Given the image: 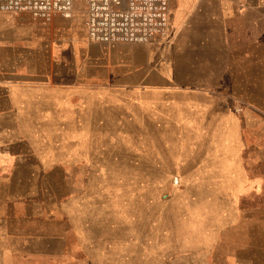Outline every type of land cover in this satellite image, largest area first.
Segmentation results:
<instances>
[{
  "label": "crops",
  "instance_id": "crops-1",
  "mask_svg": "<svg viewBox=\"0 0 264 264\" xmlns=\"http://www.w3.org/2000/svg\"><path fill=\"white\" fill-rule=\"evenodd\" d=\"M83 19L75 8L46 23L0 13V264L153 263L138 227L92 224L87 192L73 185L88 182L117 129L103 120L122 118L125 106L138 114L135 136L173 123L193 134L190 149L210 152L216 188L264 183L251 172L264 167V0H168V35L146 45L93 44ZM201 163L184 165L183 178ZM196 234L178 235L177 261L155 262L264 264L248 254L202 257Z\"/></svg>",
  "mask_w": 264,
  "mask_h": 264
},
{
  "label": "rangeland",
  "instance_id": "rangeland-1",
  "mask_svg": "<svg viewBox=\"0 0 264 264\" xmlns=\"http://www.w3.org/2000/svg\"><path fill=\"white\" fill-rule=\"evenodd\" d=\"M76 2L74 8L82 11L81 1ZM122 113L118 120L113 112L105 117V128L116 132L107 139L106 151L97 152L100 158L91 160L88 182L73 184L75 190L87 192L91 223L105 219L107 227H138V240L146 241L141 251L150 254L152 264L177 261L181 255L173 245L178 235H193L195 229L198 241L207 244L198 251L202 257L264 256V183L251 190L243 182L216 188L209 180L210 152L190 149L193 134H178L173 123L163 135L135 136L130 116L136 119L138 114L129 106ZM91 141L103 145L98 132L91 134ZM199 159L202 167L196 176L192 169V176L184 179L183 166ZM255 160L248 158L251 164ZM251 172L264 181V167H251ZM231 186L233 197L223 198Z\"/></svg>",
  "mask_w": 264,
  "mask_h": 264
},
{
  "label": "built area",
  "instance_id": "built-area-1",
  "mask_svg": "<svg viewBox=\"0 0 264 264\" xmlns=\"http://www.w3.org/2000/svg\"><path fill=\"white\" fill-rule=\"evenodd\" d=\"M83 29L93 44L146 43L167 37L168 0H80ZM76 0H0V13L49 22L67 20Z\"/></svg>",
  "mask_w": 264,
  "mask_h": 264
}]
</instances>
